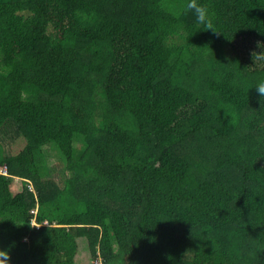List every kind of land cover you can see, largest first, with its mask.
Returning a JSON list of instances; mask_svg holds the SVG:
<instances>
[{
    "label": "trees",
    "instance_id": "obj_1",
    "mask_svg": "<svg viewBox=\"0 0 264 264\" xmlns=\"http://www.w3.org/2000/svg\"><path fill=\"white\" fill-rule=\"evenodd\" d=\"M187 2L0 0L10 264H264V0Z\"/></svg>",
    "mask_w": 264,
    "mask_h": 264
},
{
    "label": "clouds",
    "instance_id": "obj_2",
    "mask_svg": "<svg viewBox=\"0 0 264 264\" xmlns=\"http://www.w3.org/2000/svg\"><path fill=\"white\" fill-rule=\"evenodd\" d=\"M186 9L191 11L195 14L197 22L199 24L204 25L208 30L217 33L212 19L210 18L209 9L205 5H201L198 3V0H188L186 4ZM252 57L254 62L258 59L264 58V54H256L255 52L252 53ZM258 95L264 98V81H260L255 88ZM226 116L230 117L229 123L235 124L238 120V116L235 112H226ZM11 256L7 250H0V264H10Z\"/></svg>",
    "mask_w": 264,
    "mask_h": 264
},
{
    "label": "rangeland",
    "instance_id": "obj_3",
    "mask_svg": "<svg viewBox=\"0 0 264 264\" xmlns=\"http://www.w3.org/2000/svg\"><path fill=\"white\" fill-rule=\"evenodd\" d=\"M54 165H57V166H54L52 168V177L57 179V180L62 181V179L65 176L64 167L59 162H56V163L54 162ZM21 180L22 179L19 177L15 178V180H14L15 192L18 191L19 188L21 187V185H22ZM80 244H81V248H80V251L78 252V255L76 257L78 264H93L94 259H96V258L92 257L90 248L88 247V243L84 240L83 241L81 240Z\"/></svg>",
    "mask_w": 264,
    "mask_h": 264
},
{
    "label": "built area",
    "instance_id": "obj_4",
    "mask_svg": "<svg viewBox=\"0 0 264 264\" xmlns=\"http://www.w3.org/2000/svg\"><path fill=\"white\" fill-rule=\"evenodd\" d=\"M95 264H108V262L106 261V259L101 255V256H98L95 261H94Z\"/></svg>",
    "mask_w": 264,
    "mask_h": 264
}]
</instances>
